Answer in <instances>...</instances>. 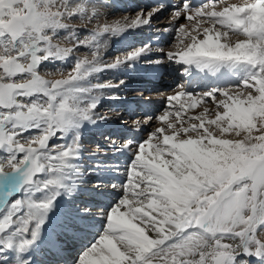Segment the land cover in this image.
I'll return each mask as SVG.
<instances>
[{
	"label": "snow or ice",
	"instance_id": "obj_1",
	"mask_svg": "<svg viewBox=\"0 0 264 264\" xmlns=\"http://www.w3.org/2000/svg\"><path fill=\"white\" fill-rule=\"evenodd\" d=\"M169 3L176 23L163 31H174L179 46L166 61L185 74L239 76V83L199 95L181 90L167 97L162 115L133 120L135 132L160 124L133 150L122 197L98 212L104 229L77 264H264V0H160L144 15L102 24V0H0V264L38 238L81 158L80 129L108 119L96 113L94 97L111 85L90 77L150 54L145 46L109 63L100 55L108 38L150 25ZM75 21L95 27L81 36ZM81 48L92 58L76 57ZM70 56L71 70L46 78L45 62ZM182 97L188 102L174 105ZM21 189L23 198L6 205ZM64 228L81 230L74 219Z\"/></svg>",
	"mask_w": 264,
	"mask_h": 264
},
{
	"label": "rangeland",
	"instance_id": "obj_2",
	"mask_svg": "<svg viewBox=\"0 0 264 264\" xmlns=\"http://www.w3.org/2000/svg\"><path fill=\"white\" fill-rule=\"evenodd\" d=\"M231 1H235V0H231ZM138 13L139 12H136L133 14H128V13L123 14L122 12H111V13L107 14V16H105V22H108V21L110 22V21L115 20L116 22L119 21V22L123 23L125 21V19L124 20H122V19L125 17H126V20H131V19H134L135 16H137V15H144V13L143 14H138ZM69 23H71L72 27L81 28L80 33H79L81 36L88 35V30L84 29V27H89V28L95 27V22H93L92 24H89L87 21H75V22H69ZM182 23H184V22H182ZM185 23L187 24V22H185ZM187 27H189V29H190L191 25H189ZM112 41H113L112 37L110 36L107 40L106 47L104 48V49H106L105 50L106 52L103 49L100 53L101 56H104V60L108 61L109 63H113L116 59L125 60L128 55L134 54L135 51L137 50V48H139V47H136V45H135L131 49H118V48H123V46L119 45L120 47H117V46L113 45ZM178 46H179L178 41H174L170 50L175 51ZM115 48H116V50H115ZM78 51L79 52H77L75 54L76 57L84 58L85 56H87L89 59L92 58L90 52H88L87 49L81 48ZM75 56H70L64 62H60V61H56L55 63L45 62L46 66L42 65V69L45 70L44 74H45L46 78H49V79L61 78L62 72H64L65 70H71L73 68V65L76 61ZM115 76H116V74H115ZM115 76L113 78V67H109L108 69L101 71L97 75L90 77L89 82L92 84H104L105 82H107L111 86L118 85L121 79L118 80ZM118 77H120V76H118ZM229 87H233V86H229ZM118 89H116V90H118ZM113 92H116V91H111V89H108V87H107V88H104V91H101L98 95L95 96V97H98L99 99H102V101L99 103L100 105H98V107L96 109V113L100 116L108 117V119L99 120L98 122H96L94 124L85 123L83 125V127L80 129L82 131H85V130L88 131V132H86V134H84V136H86V138L80 137L79 142L82 145V150L80 153L81 158L77 161H74V165H75L74 169L69 171L66 174L65 189L61 190L60 195L55 198L54 203H53L52 207L50 208V212H48L49 214H47L48 216L46 219H48L47 220L48 224L46 223L43 226L48 227V229H46V230L49 232H52V233L56 232L57 233V236H56L57 239L59 238L58 235L60 233L65 238V236H66L65 232H73V231H67L64 228V224L69 219H74L76 221L78 219H80L82 217V211L81 210H83V209H91L92 210V213L87 215L90 218H93V219L99 218L101 220L104 219V216L97 215L98 213L93 214V211L95 209H99V208L95 207L92 209L89 206H85V203L83 202V201H85V199H88L87 201L92 203V205H90V206H93V204L96 203V200L94 201V199H90L92 197L90 194L83 193V191L85 189L94 190V192H96L98 190L97 188L94 187V185L98 184L95 182V181H97V177H95L96 178L95 179L94 177L91 178V176H90V175L97 176L96 171L92 170V169H94L93 167H95V168L103 167L105 169V167L108 166L109 169H105V170H109L111 172H117V174H119L123 177L124 183L122 185H124L126 183V180H127L126 173L130 170V165L132 163L133 158H128V159H130L131 163L129 161H127V162L124 161V163H126V164H123V165L121 163L112 162V159H107V157L111 155V152H110L111 149L108 150L106 148L108 147V145L111 141L114 142L116 140L115 137H110V135L108 134V129L110 130L111 126H115V125H124V126L130 128L133 126V124H132L133 120H138V118L130 120V119H125V118L121 117L119 115L121 112V104H119L120 100L115 101V109L116 110H114L111 107V105H110L111 103L109 101H111V99H113V96H115L117 94V93H113ZM203 106H199L198 108H196L193 111L195 112L196 110L197 111L202 110ZM206 106H208L210 108L213 107V105H210V104L206 105ZM187 115H189V114H187ZM173 118L174 117H170V119H173ZM159 124H160V122L158 120L152 121V123L147 127L148 130L145 131V133L143 134V136H144L143 139H146L148 134L150 133V131H153L155 127L159 126ZM93 125L105 127L103 129V131H101L97 135V137H96L95 133L91 132L92 131L91 127ZM119 141L120 140H118L116 142L118 143ZM68 142H70V141H68ZM124 143L125 142L122 141L120 144L123 145ZM95 153H96V156H95ZM90 159H95V162H93ZM103 159L107 160V162L105 164L103 163L104 162ZM90 166H92L91 169H90ZM101 170H102V168H101ZM91 172H93V174ZM44 178H47V177H44ZM87 179H89V180H87ZM108 179L109 178H106L107 181H109ZM99 183H102V182H99ZM106 185H108V184H106ZM112 185L115 186V184H111L110 187H107V189L108 188L112 189L113 188ZM122 185H119V187L121 188ZM120 188H115V189L113 188V189H114V191H117ZM102 189H100V190L102 191ZM85 191H88V190H85ZM90 192L91 191H89V193ZM23 196H24L23 191H21V192L19 191V192L13 194L9 198V200L6 201V205H10L14 200H16L18 198H23ZM121 197H122V192H120V195L118 196V199L114 203L113 207L118 203V201L120 200ZM36 198L41 199V198H43V195L37 196ZM69 200L71 201V205L67 204L69 202ZM78 207H79V209H78ZM110 209H111V207L106 208V210H108V211ZM5 211H6V208H5ZM99 211H101V210H99ZM55 212H56V214H55ZM105 213H107V212H105ZM3 214H4L3 212H0V216H2ZM52 214L53 215L55 214L54 216L57 217L56 219L59 218V222L56 223V221H55L50 226H47L51 223L52 219L54 218V216ZM104 225H105V223L103 224L102 230L100 232H98V235L103 231ZM80 229H81L80 231H82V232L84 231L82 229V227ZM59 230H60V232H59ZM41 232H42V230H41ZM97 236L94 238L96 239ZM58 240H60V238ZM35 246L38 247V244ZM35 246H33V247L31 246L29 249V255L31 256V258H32V254L36 255V251L33 250V248H35ZM0 247H2V246H0ZM83 249H81L79 251V254H77L78 257L73 261L72 264H77V261H78L80 255L82 254V252L86 248L84 250ZM12 251L15 252L14 255L20 260L21 257L18 255L16 250L13 249ZM12 251L8 253V256L11 259L12 263H14L13 261H17V260H13ZM34 255H33V258L35 257ZM36 257H37V255H36ZM36 257H35V259H36ZM22 260L24 261V259H22ZM24 262H25V264H31V259H30V262H27L26 260ZM39 263L44 264L45 262H44V260H40ZM20 264H23V263L21 262ZM57 264H60V263H57Z\"/></svg>",
	"mask_w": 264,
	"mask_h": 264
},
{
	"label": "bare ground",
	"instance_id": "obj_3",
	"mask_svg": "<svg viewBox=\"0 0 264 264\" xmlns=\"http://www.w3.org/2000/svg\"><path fill=\"white\" fill-rule=\"evenodd\" d=\"M114 1V4L116 5V6H118L121 2H123L124 0H113ZM130 1H132V0H130ZM133 1H137V0H133ZM118 4V5H117ZM100 11H101V13H102V16H101V20H100V22H101V24L102 23H105V16H107V14H109V13H111V11H109V10H105V9H100ZM136 17V16H135ZM119 18V17H118ZM126 20V17L125 18H123L122 20ZM109 22V21H108ZM107 22V23H108ZM109 23H116V21L114 20V21H110ZM185 23V22H184ZM143 27V26H142ZM189 28V27H188ZM136 30H134V31H128V32H125L124 34H126V35H129V34H131V33H134ZM124 34H122V35H120V36H111L112 37V43H113V45H115V46H117V47H120V46H125L126 44H127V42L129 41V38H125L124 40H123V42L121 43V44H119V42L121 41V39H122V37L123 36H126V35H124ZM114 37V38H113ZM120 45V46H119ZM106 49H104V51H105ZM106 52V51H105ZM145 55V54H144ZM140 57H143V55H140L138 58H140ZM114 68V67H113ZM130 70V69H129ZM113 74H114V76H115V72H113ZM195 74H198V75H203V74H205V73H202V72H197V71H195L194 69L193 70H190L187 74H185V72H184V65H182V68L181 69H177V73H176V76L180 79V81L183 83L182 84V89H184L185 88V86L187 85V82H188V80H190V79H193V76L195 75ZM116 77V76H115ZM114 78V77H113ZM239 76H238V81H239ZM200 83H196L195 85H191L189 88H193V86H196V85H199ZM234 84H236L235 83V81H234V78H232L231 76H227L225 79H224V81L222 82V84H220L219 86H221V87H225V86H228V85H234ZM207 85H210V84H207ZM206 85V86H207ZM159 86V85H158ZM214 86H217L216 84L214 85ZM121 87L122 86H120V87H117V88H115V90L114 91H116V95H121L122 97H127L128 95H130V93H131V90H132V88H131V85L130 84H128V85H125V86H123V88L121 89ZM119 88V89H118ZM227 88H229V87H227ZM116 89H118V90H116ZM157 89H158V87H157V84H155L154 83V87H153V91H152V93H151V96H152V98L153 99H155V100H157V94L155 93L156 91H157ZM102 91H104V89L102 90ZM120 91V92H119ZM119 92V93H118ZM163 92V91H162ZM178 93V91H175V92H172V94L171 95H175V94H177ZM170 95V96H171ZM134 96H138V94H136V95H134ZM94 99H96V100H99L100 102L102 101V99H99L98 97H95ZM100 105V104H99ZM194 110V109H193ZM201 110H199V111H191V112H189V113H187V114H189V115H196V114H198L199 112H200ZM194 112V113H193ZM154 121V120H153ZM90 126V125H89ZM88 126V127H89ZM90 128V127H89ZM102 129H104V127H100V126H95V125H93L92 127H91V132L92 133H95V134H98ZM146 130V129H145ZM148 130V129H147ZM103 131V130H102ZM86 130L85 131H82V130H80V137L81 138H86V136H84V134H86ZM151 132V131H150ZM121 133H123V134H125V136L126 137H128V138H130L131 137V131H129L128 133H127V131H126V129H122L121 130ZM94 134V135H95ZM135 134H137V135H139L140 137H142V134H143V132L142 133H140V132H135ZM96 137H97V135H96ZM147 139V138H146ZM90 140V139H89ZM88 140V141H89ZM132 141H133V138H132ZM97 142V141H96ZM132 143H134V142H132ZM90 144V143H89ZM95 144V143H94ZM97 145V144H96ZM93 146V145H92ZM91 146V147H92ZM89 147V146H88ZM134 147V144H131V146H129V148L128 149H124V148H121L120 149V151H119V153H122V154H124V155H130V154H132L133 155V151L132 150H130L131 148H133ZM114 148V145L112 144V145H110V149H111V152H114L113 149ZM98 153V152H97ZM114 154V153H113ZM94 155V154H93ZM95 156H96V153H95ZM99 158V157H98ZM100 159V158H99ZM131 163V162H130ZM102 168V170L104 169L103 167H100V169ZM101 170V171H102ZM100 171V172H101ZM92 174H93V172H91ZM90 173V174H91ZM91 176V178H95V177H97V176H93V175H90ZM80 177V176H79ZM87 180H89V179H87ZM99 182H103V180L101 179V181L99 180ZM84 183V182H83ZM103 184V183H102ZM104 185V184H103ZM106 187V186H105ZM108 187V186H107ZM113 188H116V187H113ZM120 188V187H119ZM84 189V188H83ZM109 189V188H108ZM85 190H89V189H85ZM101 191V190H100ZM75 192V191H74ZM97 192V191H96ZM95 192V193H96ZM78 193V192H77ZM87 194H89V193H87ZM90 196V195H89ZM94 196H96V195H94ZM9 198H10V196L9 197H6V201L7 200H9ZM82 198V197H81ZM90 199H94V197H91ZM88 199H85V201H83L84 203H87V205L88 206H90V205H92V203L91 202H88L87 201ZM76 201V200H75ZM78 203V202H77ZM97 203V202H96ZM96 203H94L93 204V206H91L92 208L96 205L97 206V204ZM68 205H71V201L69 200V202L67 203ZM78 209H79V207H78ZM49 212H50V210H49ZM96 213V212H95ZM49 214V213H48ZM51 214V213H50ZM53 215V214H52ZM80 215V214H79ZM48 216V215H47ZM86 217H84V218H80V219H85ZM47 220L48 219H46V222L44 223V225L47 223ZM51 221V220H50ZM48 224V223H47ZM48 226V225H47ZM44 226H42V232H40V234H39V236H38V238L36 239V241L31 245L32 247L33 246H35V245H37L38 243H39V241H42V240H44V241H47V242H49V243H51V240L50 239H48L45 235H44ZM70 236H72V235H70ZM51 237H54L55 239H57L56 238V234L55 233H53V235L51 236ZM82 239V238H81ZM58 240V239H57ZM63 243V242H62ZM81 245H83V242H80V244H75V245H72V246H75L76 248H79V247H81ZM33 250L34 251H43V252H46L47 251V248H45V247H41V246H39L38 245V247H36L35 246V248H33ZM33 251V252H34ZM32 254V253H31ZM20 257H21V259L20 260H22V259H24V261L26 260L27 262H30V259L32 260V258H33V255L34 254H32V258H31V256L29 255V250L26 252V253H24V254H18ZM35 257H36V255H34ZM19 257V258H20ZM35 257L33 258V259H35ZM54 258V257H53Z\"/></svg>",
	"mask_w": 264,
	"mask_h": 264
}]
</instances>
